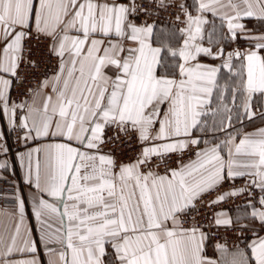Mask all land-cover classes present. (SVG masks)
I'll list each match as a JSON object with an SVG mask.
<instances>
[{
    "label": "snow or ice",
    "instance_id": "snow-or-ice-1",
    "mask_svg": "<svg viewBox=\"0 0 264 264\" xmlns=\"http://www.w3.org/2000/svg\"><path fill=\"white\" fill-rule=\"evenodd\" d=\"M172 6L174 0H0V119L25 149L15 157L34 189L31 211L47 264H264V128L228 132L224 104L228 115L214 131L225 138L200 147L194 135L206 131L201 117L219 87L220 67L201 57L237 69L232 99L243 100L248 118L255 115L252 97L264 95V33L252 34L244 21L264 25V0H199L195 16L175 5L184 24L179 47L169 43L175 32L156 33L148 22ZM207 12L226 24L222 39L243 34L251 46L227 54L203 46ZM44 57H54L56 68L38 80ZM5 137L0 130V170L7 173L12 147ZM132 145L138 150L127 162L115 154ZM243 194L250 198L246 223L224 210L197 219L202 208ZM12 199L0 264H43L26 201L19 190ZM221 229L238 233V241L248 232L255 238L230 247ZM213 235L223 242L209 256Z\"/></svg>",
    "mask_w": 264,
    "mask_h": 264
},
{
    "label": "crops",
    "instance_id": "crops-1",
    "mask_svg": "<svg viewBox=\"0 0 264 264\" xmlns=\"http://www.w3.org/2000/svg\"><path fill=\"white\" fill-rule=\"evenodd\" d=\"M187 7L189 8L191 14L193 16L197 15V7H198V2L199 0H184ZM205 18L207 19L208 23L204 25V39L201 41V43L203 44V46L205 47H212L213 51H216L217 48H222L225 52V54H227L228 52H232L233 50L239 49L241 51L249 48L251 46V44L253 42L248 41L243 39V34L238 35L236 40H231V39H222V36H228V29L226 24L221 20L220 16H214L211 12H207L204 13ZM139 23V22H138ZM244 23L246 24L247 29H250L252 31V34L254 35H260L261 33H264V25H261L258 21L254 20V19H246L244 21ZM155 32L156 33H160L163 32L166 36L171 35L173 32H175V36L173 39H171L169 41V43H171L173 46L175 47H179L183 44V35L179 32V30H177L176 28H173L171 26L168 25H158L155 26ZM209 35L212 36V40L214 41V43L209 44ZM171 59V58H170ZM201 62L204 64H208V65H213V66H219L220 67V71L217 73V83H218V88L214 89L213 91V97H212V101L211 104L209 106L210 110L209 112H217V116H215L216 118V124L218 125L220 120L222 118H224L226 115L222 113L220 114V109L219 111L217 110V106L222 104L223 102L227 103L228 107L231 109V113L230 115L232 116V121H233V114H234V107L236 105V100L233 101L232 99V95H231V89L235 86L231 85V80H233L236 77V71L237 69L234 67L232 70H229L228 68H224L222 67V58L221 59H212L209 57H201ZM233 64L234 65H238L239 64V60L238 59H234L233 60ZM227 79V80H226ZM223 89V100H219L217 101V93H219L220 89ZM229 92L230 94L225 95L224 93ZM220 102V103H219ZM243 105V102H242ZM251 107H253L254 109H257L262 116H264V95H261L259 93L255 94L252 97V101H251ZM243 108V106H242ZM219 112V113H218ZM244 112V109H243ZM245 117V116H244ZM244 118H242V123ZM258 116H253L251 118H248L246 121H254L257 120ZM202 122L206 121V117H201ZM257 126H253L248 128L247 130H244L242 133H253L256 132L257 130L264 128V121L260 122L259 124H256ZM0 130H3L6 133V140L8 138V135L10 133V131H8V126H7V122L6 120L0 119ZM229 130V128L227 129ZM214 132V131H213ZM194 135L196 136V138H199L201 140V145L200 147H203V141L207 140L209 142H219L220 140H223L225 138V132L224 131H218L217 135H215L214 133H201V131L199 130H194ZM216 136V137H214ZM31 146H35V144H32ZM21 151H25L23 145H21L16 152H21ZM15 152V153H16ZM4 159V157H2V160ZM1 174L3 175H8L11 176L13 178H15L18 181L17 187H16V191L19 190L25 201H26V224H28L29 226H31V228L33 229V238L37 240L38 242V248H39V254L40 257L43 261V264H47V259L48 256L46 254V250L44 249L43 245L39 243V237H40V232H39V228L40 225L37 223V221L35 220V217L32 215V211H31V193L34 191V189H29L23 181V169L20 167V163L19 161L16 159V157L14 156L13 158L9 157V170L7 173L3 172V170L0 171ZM15 208V203L13 202L12 204L9 205H4V206H0V230H2V228L4 227L5 224L9 223V218L8 215L9 213H11ZM62 210V209H61ZM228 212L229 216H231L233 219H235L236 217H240L241 218V222L242 223H246L247 219H246V213H250L251 212V208L246 206H242V207H238L235 209H231V210H225ZM58 221L54 222V227H58ZM260 235H264V232H261ZM255 237H251L246 243H250L251 239H254ZM216 243H213L211 240L207 243V254L209 256H214L215 252H214V247L213 245ZM243 247V246H242Z\"/></svg>",
    "mask_w": 264,
    "mask_h": 264
},
{
    "label": "built area",
    "instance_id": "built-area-1",
    "mask_svg": "<svg viewBox=\"0 0 264 264\" xmlns=\"http://www.w3.org/2000/svg\"><path fill=\"white\" fill-rule=\"evenodd\" d=\"M179 3H184L185 7H187L184 0H174V6L169 7L166 10H158V12L154 13L148 22L154 23L155 26L168 25V26H171L173 28H176L177 30H179L180 28H183L184 24L181 23L180 21L176 20V16L179 13V9L175 5H178ZM187 9L190 12L188 7H187ZM180 15H181V21H182L184 19V16L182 13ZM143 19H144V17L141 16L137 22H142ZM45 47H46V45H41V48H45ZM33 51L35 52L36 49L34 48ZM55 68H56V59L54 57L53 58L44 57L42 59V62H41L40 72L36 74L37 79L39 80V79L44 78L42 73H46L48 76H51L53 74V72L55 71ZM17 91L18 90H13L11 95H12L13 100H15L16 102H19V100L22 97L17 95ZM7 142L12 147V152H11L9 157L13 158L15 156L16 150L21 145H19V146L17 145L15 134L12 132L9 133L8 138H7ZM136 150H138L136 145H132L131 147L121 146L118 148V150L115 154L117 155V157L120 160L127 162L132 156L135 155ZM184 158L187 159V156H185ZM0 160H2V156H0ZM173 166H175V165H173ZM0 176H6L7 177L6 180L0 179V206L12 204L14 202V200L12 199V195L16 191L18 181L11 176L3 175L1 173H0ZM13 183H14V186H13ZM236 184H237V187L243 186L244 181L242 179L238 180L236 182ZM226 190H229L227 185H225L224 188L221 189V191H226ZM215 195H216V193H213L211 196L206 197V199H214ZM249 199L250 198L247 196V194H243V195L238 196V197L229 198L225 202H222L216 208L209 209L207 207H204L201 209L199 215H197V219L199 220L200 217L203 216L205 213H207L210 216L212 211H219V210L225 211V210H231V209H235L238 207L246 206V205H248ZM194 215H196V214L194 213ZM201 222H203V221H201ZM220 231H221V235H223L225 238H227L230 247L233 244H237V243L240 244L242 247L244 245V243H246L253 236L251 232L244 233L243 236L247 237L248 239L243 240V241H238L236 238L237 235H239L238 233H233L230 231L224 232L222 229ZM213 232H215V229L213 230ZM211 241L213 243L223 242L220 239V236H217V235H213V238L211 239Z\"/></svg>",
    "mask_w": 264,
    "mask_h": 264
},
{
    "label": "rangeland",
    "instance_id": "rangeland-1",
    "mask_svg": "<svg viewBox=\"0 0 264 264\" xmlns=\"http://www.w3.org/2000/svg\"><path fill=\"white\" fill-rule=\"evenodd\" d=\"M236 79H237V76L234 78V81ZM219 94H222L223 95V89L222 88L220 89L219 93H217V96ZM224 94L227 95V98H228V95L230 93L229 92H227V93L225 92ZM217 101H219V99H217ZM242 102H243V100L240 99V98H238L236 100V105L235 106L233 105V107H234L233 108L234 109V114H233L232 127L229 128V130H227L228 132H232L234 129H238L241 132L242 131V128H243L241 126H244L245 124H247V125H245L244 128H245V130H247L248 128L253 127V126H257L256 124H259L260 122H263L264 121V119H262V117H264V116H262L261 113L257 109H254L253 107H251V111L255 114L253 116H256L257 115L258 116V119L256 121L254 120L255 122H250V121L247 122L246 120L248 119V117L245 114V112H243ZM224 104H227V103L223 102L222 104L218 105L217 106V110L219 111V109H220V114L223 113L225 115V113L223 112V108H222V106ZM214 113H215V115H214ZM215 116H217V112L216 111L215 112H212L211 111V112L208 113V115L206 116L207 123H206V125H204L205 128H206V131H201V133H205L207 131H208L207 133H209L211 131V133H214L215 135H217L218 131H214V127H215V124H216V118H215ZM242 118H244L243 119V121H244L243 123H242ZM214 137H216V136H214Z\"/></svg>",
    "mask_w": 264,
    "mask_h": 264
},
{
    "label": "trees",
    "instance_id": "trees-1",
    "mask_svg": "<svg viewBox=\"0 0 264 264\" xmlns=\"http://www.w3.org/2000/svg\"><path fill=\"white\" fill-rule=\"evenodd\" d=\"M233 81H234V79L231 81V85H232V86H235V84L233 83ZM255 121H256V120H255ZM255 121H252V122H255ZM250 122H251V121H250ZM250 122H249V123H250ZM233 123H234V122H233ZM245 125H247V124H245ZM245 125H244V126H241V127H243L241 133L245 130V128H244ZM207 132H208V131H207ZM210 132H211V131H210Z\"/></svg>",
    "mask_w": 264,
    "mask_h": 264
}]
</instances>
